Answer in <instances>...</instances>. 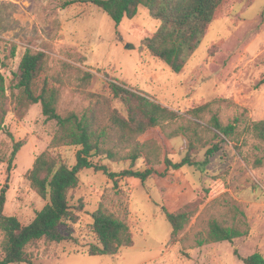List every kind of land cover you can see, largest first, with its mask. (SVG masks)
I'll list each match as a JSON object with an SVG mask.
<instances>
[{"label":"rangeland","instance_id":"obj_1","mask_svg":"<svg viewBox=\"0 0 264 264\" xmlns=\"http://www.w3.org/2000/svg\"><path fill=\"white\" fill-rule=\"evenodd\" d=\"M64 1L0 0V71L6 77L9 95L26 50L44 51L49 69L39 85L48 76L53 85L61 87L62 114L96 107L102 125L111 128V108L126 114L123 102L108 87L109 81L118 80L146 92L177 115L137 140L156 138L164 153L179 161L189 140L184 134L170 137L167 133L181 124L198 122L208 145L201 147L195 158L203 161L212 144L219 142L220 149L207 164L170 170L165 176L155 174L145 183L135 177L114 179L103 171L84 169L71 196L73 205L82 206L78 222L69 229L73 239L38 241L29 248L32 264H244L235 250L243 257L255 252L264 256V165L253 164L261 142L244 124L234 140L223 142V136L216 137L218 131L207 123L209 111L201 113V119L190 113L209 103L224 123L242 113L250 120L264 119V0H222L201 43L179 73L149 51H140L143 40L162 24L147 7L140 6L133 18H124L117 25L93 3L64 7ZM13 45L15 56L11 54ZM77 55L86 61L75 60ZM67 64L93 73L88 87L80 86L78 72ZM56 128L57 122L44 116L40 103L31 105L23 117L11 105L0 133V153L6 159L0 164V192L7 189L5 213L18 217L23 225L31 223L47 202L31 187L26 174L37 156L50 148ZM110 136L111 144L122 153L128 150L129 143L122 142L117 128L110 129ZM19 140L26 144L9 170L13 145ZM80 148L62 145L50 151L73 166ZM93 160L116 173L131 167L129 160L113 161L105 156ZM144 168L142 159L134 166ZM231 199L246 212V236L197 248L181 242L203 229L210 215L224 212ZM99 206L125 219L131 229L133 245L122 247L114 256L88 254L89 245L96 241L92 214ZM164 207L171 212L190 207L195 212L176 242L171 240L172 226ZM3 240L0 230V258L4 257Z\"/></svg>","mask_w":264,"mask_h":264},{"label":"trees","instance_id":"obj_2","mask_svg":"<svg viewBox=\"0 0 264 264\" xmlns=\"http://www.w3.org/2000/svg\"><path fill=\"white\" fill-rule=\"evenodd\" d=\"M78 2L95 4L117 25L124 18H133L140 6L147 7L152 16L160 19L162 24L152 36L143 40L140 51H149L168 64L174 72L179 73L201 43L222 0H66L63 6L67 7ZM15 53L16 45H13L12 56H15ZM76 59L86 61L84 56L77 55ZM67 66L78 72L76 79L81 87L89 86L93 77L91 71L73 67L71 64ZM48 69L49 56L46 52L27 49L17 72L14 73L10 95L7 93L6 77L0 71V133L6 127V117L11 111V105L15 113L23 117L31 105L40 103L44 116L57 122L50 148L62 145H80L81 148L77 152V161L73 166H69L60 156L53 155L50 148L37 156L26 177L31 187L47 202L31 223L23 225L18 217L5 213L7 189H2L0 230L4 234V257L0 258V264H32L33 255L29 248L38 241L44 239L50 242H62L73 239L69 229L78 222V212L82 210V206L73 205L71 196L80 184V173L84 169L93 168L96 171H103L114 179L124 176L135 177L145 183L155 174L165 176L170 170L207 164L220 149L219 142L212 144L207 148L203 161L200 162L195 158L200 148L208 145L198 122L181 124L167 133L170 137L184 134L189 140L188 150L179 161H174L165 154L156 138L137 140L138 136L149 129L160 125L163 121L174 119L177 115L146 92L128 87L118 80L109 81L108 87L113 96L123 102L126 114L111 108L108 113L111 128L102 125L96 107H89L82 112L68 111L62 114L59 110L62 99L61 87L53 85L48 76H45L42 86L39 85V80ZM205 111L211 113L207 123L218 131L215 133L216 137L223 136L221 138L223 142L227 139L234 140L244 124V128L261 142L260 153L255 157L253 164L255 167L264 165V119L250 120L242 113L235 116L232 121L224 123L219 114L210 109L209 103L192 109L190 113L201 119V113ZM113 127L120 131L122 142L129 143L125 153H122L117 145L111 144L110 129ZM9 134L12 136L11 133ZM25 144L24 140L14 142L8 161L9 170L17 153ZM95 156H105L113 161L129 160L131 167L119 173L112 172L107 165L95 162L93 160ZM141 159L145 168L134 169ZM5 161V157L0 153V164ZM159 165L164 166L162 171ZM163 212L172 226L171 240L176 242L191 222L195 212L190 207L174 212L164 207ZM92 218V232L96 241L89 245L90 256H114L122 247L133 245L131 229L125 219L118 217L104 206H99L93 212ZM248 233L246 212L240 203L231 199L227 202L224 212L210 215L203 229L187 235L181 239V242H188L190 248H197L214 242H233ZM235 254L244 264H264V256L260 252L243 257L239 255L238 250H235Z\"/></svg>","mask_w":264,"mask_h":264}]
</instances>
